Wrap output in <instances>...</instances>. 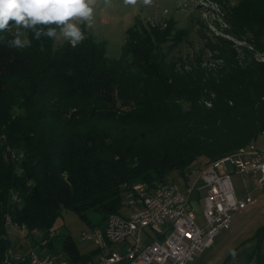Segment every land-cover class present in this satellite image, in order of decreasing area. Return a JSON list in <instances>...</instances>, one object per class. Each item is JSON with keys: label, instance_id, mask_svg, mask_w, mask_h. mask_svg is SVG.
<instances>
[{"label": "trees", "instance_id": "obj_1", "mask_svg": "<svg viewBox=\"0 0 264 264\" xmlns=\"http://www.w3.org/2000/svg\"><path fill=\"white\" fill-rule=\"evenodd\" d=\"M230 13L252 50H226L214 68L195 60L187 72L166 68L144 33L128 36L112 62L87 33L54 50L53 38L31 30V46L14 48L0 31V264L8 219L42 238L63 210L88 225L99 214L101 227L123 213L132 186L174 182L173 172L181 181L199 160L209 165L264 133V61L254 59L264 56V0H239ZM254 237L250 256L264 264V227ZM47 250L82 262L95 253L81 255L70 237Z\"/></svg>", "mask_w": 264, "mask_h": 264}, {"label": "rangeland", "instance_id": "obj_2", "mask_svg": "<svg viewBox=\"0 0 264 264\" xmlns=\"http://www.w3.org/2000/svg\"><path fill=\"white\" fill-rule=\"evenodd\" d=\"M110 3L112 6L106 7L103 0H97L92 26L88 28L81 25V27L95 43H104L105 56L112 62L121 58L128 36H140L143 35L142 33L150 35L153 47L160 56L158 60H162L166 68L175 64L186 72L189 71L187 66L195 60L200 62L202 68H214L222 65L219 58L221 54L227 52L226 50H234L237 53L244 49L252 50L249 43L250 34L234 25L236 19L237 21L240 19L237 13L236 15L230 13V10L238 6L239 0H152L147 5L143 4V0H138L136 5H125L123 0H110ZM9 28L10 30L5 32L10 39H14L16 30L14 23H10ZM21 31L28 39V30L21 29ZM152 32L157 35V42ZM67 42L69 41L62 36L55 38L54 50ZM238 57L241 60L243 58L242 55ZM127 59L129 61L130 57L128 56ZM254 59L263 62L264 56L255 52ZM205 105L208 108L210 106L209 103ZM228 123L234 128L239 126L232 119ZM261 136L264 137V133ZM207 162L201 159L186 172L190 169L195 170L197 177L198 169ZM229 172L237 199L250 194L252 203L244 210L231 215L229 228L216 235L212 246L196 258L194 264H256L250 255L257 241L254 236L260 227H264V188L260 189L257 182L247 176L236 175L232 168ZM171 180L183 189L177 172L171 174ZM189 182L192 183L193 180ZM204 195L205 191L202 190L198 198L200 207L203 205ZM89 219L91 225L83 222L74 212L63 210L57 222L54 242L60 245L70 237L81 255L90 254L95 250V245L91 241L82 242L81 234L90 232L92 227H97L102 216L91 213ZM197 223L202 225L203 218L199 216ZM7 230L14 255L28 252L30 238L35 241L40 240L38 235H28V233L16 236L9 226ZM262 250L261 255L264 256V242Z\"/></svg>", "mask_w": 264, "mask_h": 264}, {"label": "built area", "instance_id": "obj_3", "mask_svg": "<svg viewBox=\"0 0 264 264\" xmlns=\"http://www.w3.org/2000/svg\"><path fill=\"white\" fill-rule=\"evenodd\" d=\"M255 180L264 188V137L252 141L229 156L209 165L184 173L181 189L176 183L159 184L148 188L134 185L123 194V213L111 214L103 227H92L81 234V241H91L95 253L87 261L72 260L64 252L47 250L55 239L56 230L48 238L23 227L8 226L19 236L24 233L38 235L39 241L30 238V249L14 255L11 248L5 253L6 264H188L193 263L210 248L216 235L229 228L231 215L244 210L252 202L251 195L235 196L229 169ZM193 180L192 183L189 181ZM205 191L197 223L195 209L200 192ZM197 198V200H194ZM35 242V243H34Z\"/></svg>", "mask_w": 264, "mask_h": 264}, {"label": "clouds", "instance_id": "obj_4", "mask_svg": "<svg viewBox=\"0 0 264 264\" xmlns=\"http://www.w3.org/2000/svg\"><path fill=\"white\" fill-rule=\"evenodd\" d=\"M137 2L123 0L125 5ZM151 2L143 0L145 5ZM103 4L112 6L110 0H103ZM96 6L97 0H0V31L10 30V23H14L16 30L10 41L14 48L31 46L21 29L31 30L35 39L62 36L75 47L86 39L81 25L92 26Z\"/></svg>", "mask_w": 264, "mask_h": 264}, {"label": "crops", "instance_id": "obj_5", "mask_svg": "<svg viewBox=\"0 0 264 264\" xmlns=\"http://www.w3.org/2000/svg\"><path fill=\"white\" fill-rule=\"evenodd\" d=\"M195 209H196V211H197V213H198V216L201 214V207L199 206V204H196V206H195ZM200 257V256H199ZM198 257V258H199ZM194 264V263H193ZM240 264H242V263H240Z\"/></svg>", "mask_w": 264, "mask_h": 264}]
</instances>
